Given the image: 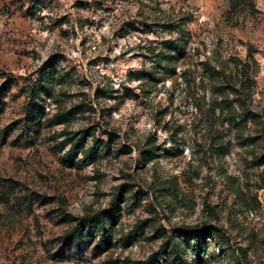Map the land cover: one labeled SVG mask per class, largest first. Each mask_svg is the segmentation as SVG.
<instances>
[{
	"label": "rangeland",
	"instance_id": "374dc122",
	"mask_svg": "<svg viewBox=\"0 0 264 264\" xmlns=\"http://www.w3.org/2000/svg\"><path fill=\"white\" fill-rule=\"evenodd\" d=\"M263 112L264 0H0V264H264Z\"/></svg>",
	"mask_w": 264,
	"mask_h": 264
},
{
	"label": "trees",
	"instance_id": "16d2710c",
	"mask_svg": "<svg viewBox=\"0 0 264 264\" xmlns=\"http://www.w3.org/2000/svg\"><path fill=\"white\" fill-rule=\"evenodd\" d=\"M166 50L169 54H166L169 57H172L173 55L170 54L171 51H176V52H180L182 50V46L174 44V43H168L166 45ZM56 78V72L54 69H45L44 71L41 72V78H40V82H38L36 85H34L31 90H30V102L28 103V107H27V120L30 123H36L40 118H41V113L39 112H35V110H37L38 108H34V103H36L43 94H47V95H51L50 94V86L49 84L51 83L52 80H54ZM264 113V112H263ZM61 115H57L55 121L59 122L61 120H64V118H60ZM254 116H256V114H252L251 117L254 118ZM259 117H261L262 115H258ZM65 121V120H64ZM263 124H264V120H263ZM82 138H79L78 140H76L75 142H73V147L72 149L68 152L67 156L69 159H74L73 155L74 153H76L79 150H84V145H83V141ZM73 141V139L71 140ZM95 144L98 145L99 144V140H95ZM64 145V143H63ZM155 148L151 147V149L149 150V159L153 158V156L155 155ZM86 154V153H85ZM86 156L88 157V153L86 154ZM90 158H92V156H90ZM121 199V193L120 195L116 196V198L114 199V201L112 202V205L114 206V208H116L118 206L119 200ZM84 225H90V226H94L97 227L100 230H104L106 227V220H103L100 218V216H88V217H84L80 220V222L78 223V225L72 230V232L70 233V235L72 237H74L75 239H80L82 237V231H83V226ZM89 236H93V234L91 232H89ZM103 243V240H102ZM141 264H151L150 261L148 262H142Z\"/></svg>",
	"mask_w": 264,
	"mask_h": 264
}]
</instances>
